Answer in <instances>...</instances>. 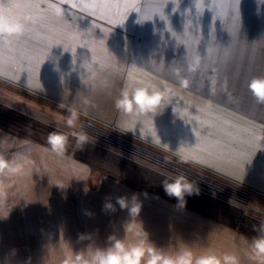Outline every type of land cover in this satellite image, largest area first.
<instances>
[{"label":"crops","instance_id":"obj_1","mask_svg":"<svg viewBox=\"0 0 264 264\" xmlns=\"http://www.w3.org/2000/svg\"><path fill=\"white\" fill-rule=\"evenodd\" d=\"M3 2L16 5L13 15L31 19L26 20L28 30L22 37L14 39L10 46H0V80L61 107L75 108L78 113L157 148L177 155L178 150L184 148L185 154L195 158L194 161H209L217 152L221 158L227 157L222 147L215 146L212 151L210 145L205 147L204 137L195 135L194 130L187 133L175 114L168 112L167 101L152 117L160 145L153 142L150 122L145 116L133 117L116 107L115 101L126 86L129 73L135 82L162 89L160 79L151 80V75L148 78L135 70L134 9L127 13L132 17L131 24L129 17L117 24L111 22L112 10L93 8L88 0L85 1L88 4L84 0ZM73 3L79 7H72ZM52 4L62 9L60 15ZM70 47H76V52L72 53ZM41 55L44 62L39 80L35 68ZM40 81L42 87L38 89ZM126 123L133 126L120 127ZM3 126L0 124V153L9 159L26 161L25 175L17 178L13 185L15 193L9 191L16 204L13 214L17 234H25L15 238L37 241V246L0 247V264H60L68 249L87 253L97 248L107 249L115 240L135 243L138 237L128 230L127 224L139 225L147 234L148 243L171 255L178 254L182 247L178 249V241L168 238L169 219L182 221L192 217L196 224L204 222L242 233L151 191L133 187L111 175L99 174L66 152L59 155L50 145ZM164 144L168 147L162 146ZM240 165L232 163L235 171ZM243 165L246 170L250 167L247 163ZM92 175L97 177V187L91 188L87 183ZM244 181L253 183L247 175ZM21 192L24 195H20ZM120 198L126 201V206L119 203ZM135 203L140 204V211L133 215L131 207Z\"/></svg>","mask_w":264,"mask_h":264},{"label":"rangeland","instance_id":"obj_2","mask_svg":"<svg viewBox=\"0 0 264 264\" xmlns=\"http://www.w3.org/2000/svg\"><path fill=\"white\" fill-rule=\"evenodd\" d=\"M129 2L139 9H134L136 72H142L148 78L151 75V80L157 82L160 79L162 89L163 85L170 88L168 112L175 114V119L183 123L187 133L198 131L204 137V146L210 145L211 151L215 146L222 147L226 158H221L217 152L213 158L206 155L209 161L206 159L203 163L192 159L185 161L176 153L150 145L81 112L70 125L67 120L72 110L2 80L0 115L10 114L19 129L47 142L50 134H65L68 138L65 152L74 158L72 152L79 145L77 134L86 133L88 141L113 149L159 173L173 178L186 176L194 188L225 200L249 218L264 223V101L258 100L249 87L252 80L264 78V0ZM88 3L91 6L93 1L88 0ZM157 4L162 5L160 11L150 7ZM149 15L151 19H147ZM128 17L131 24V15H126L124 20ZM197 55L199 63L192 68L190 65ZM184 79L188 80L187 86H183ZM15 96L23 97V100H14ZM95 129L111 134L119 144L132 145L133 149L129 151L103 140L93 133ZM169 162L176 165L171 166ZM232 163L250 166L244 172L253 180L252 185L245 181L238 184L231 178L236 172ZM96 179L94 175L89 176L87 185L97 187ZM12 190L13 186L9 191L15 193ZM9 203L12 204L9 215L0 217V247L37 246V241L15 238L23 232L17 234L19 230L15 228L13 211L16 204L11 194ZM127 227L129 230V224ZM231 228L243 234L209 223L196 224L192 217L182 221L169 219L167 231L169 239L178 241V249L181 245L182 249H191L196 255L235 253L241 264H259L247 255L253 239L244 234H250ZM208 233L214 234L216 239L211 240L213 237Z\"/></svg>","mask_w":264,"mask_h":264},{"label":"clouds","instance_id":"obj_3","mask_svg":"<svg viewBox=\"0 0 264 264\" xmlns=\"http://www.w3.org/2000/svg\"><path fill=\"white\" fill-rule=\"evenodd\" d=\"M14 7H16V5L4 3L3 0H0V46L3 47L12 45L14 39H19L28 30L26 20L31 19V17L13 15L12 9ZM51 7L55 10L57 15H60L62 9L58 5L52 4ZM72 7H79V5L73 3ZM147 19L151 18L147 17ZM70 51L75 53L76 47H70ZM199 60L200 57L198 55L195 56L193 58L194 62L190 66L195 68ZM43 62L44 59L41 60L39 65L35 68V74L39 80L40 68ZM89 68H91L90 65ZM177 71H179V69H177ZM182 83L183 86H187L188 80L184 79ZM41 87L42 84L40 81L38 89ZM249 87L257 96L258 100L264 101V78L252 80ZM170 92L171 89L167 87L161 89L148 83L135 82L132 79L131 73H129L126 86L121 90L115 104L124 114L133 117L145 116L150 122L149 127L152 129L151 134L153 142L160 145V137L156 134L152 117L165 106ZM13 99L20 101L23 100V97L15 96ZM173 111L177 110L174 108ZM77 118L78 112L73 108L67 123L71 125ZM132 126L131 123L120 125L122 128H131ZM194 133L199 136V133L195 130ZM77 135L78 144H82L89 139L86 133H78ZM48 140L52 151L59 155L64 154L68 143V138L65 134H50ZM162 146L168 147L167 144ZM178 154L180 158L185 161L195 159L186 155L184 148H180ZM25 164V160L9 159L5 157L3 153H0V217H7L10 213L12 204L9 203V190L16 183L17 178L25 175ZM244 175V165L241 163L239 169L231 174V178L239 184L243 182ZM164 187L168 194L179 197L181 202H183L185 194L199 191L198 188H194L193 183L184 175L177 176L172 180H165ZM17 191H19V189H17ZM20 195H24V193L21 192ZM119 203L122 206H126V201L123 198L119 199ZM139 211L140 204L135 203L131 207V212L133 215H136ZM129 231L132 232L134 236L138 237L135 243L129 244L123 240H115L113 245L107 249L97 248L87 253L83 251L72 252L71 249H68L60 264H241L240 257L235 253L217 255L214 252H208L196 255L191 249L185 248L176 255L166 254L164 251L148 243L147 234L144 233L139 225H130ZM247 255L250 260H256L259 264H264V235L254 238L249 243Z\"/></svg>","mask_w":264,"mask_h":264},{"label":"trees","instance_id":"obj_4","mask_svg":"<svg viewBox=\"0 0 264 264\" xmlns=\"http://www.w3.org/2000/svg\"><path fill=\"white\" fill-rule=\"evenodd\" d=\"M16 123L17 122L11 120L10 114L6 113L3 117L0 115V124L49 145V142L42 138H38L19 129ZM93 133L120 148L129 151L133 149L132 145L128 144V146H124L119 144L117 139L101 129H95ZM72 154L75 158L86 162L90 166L108 175L117 177L139 189L151 191L220 223L239 228L254 237L264 235V223L249 218L233 204L200 189H198V192L194 191L191 194H185L183 202H181L179 197L168 194L164 187L165 180H172L175 178L146 167L134 159L115 152L113 149L101 146L95 142L86 141L79 144ZM169 164L171 166L176 165L173 162H169ZM217 184L219 185L220 183Z\"/></svg>","mask_w":264,"mask_h":264},{"label":"snow or ice","instance_id":"obj_5","mask_svg":"<svg viewBox=\"0 0 264 264\" xmlns=\"http://www.w3.org/2000/svg\"><path fill=\"white\" fill-rule=\"evenodd\" d=\"M94 8H98L101 11H110V10H115L113 13L114 18L112 19V23H117L120 24L123 22L124 18L126 17L128 11L130 9H137L135 8V5L133 3H130L129 0H93V4L91 5ZM152 8H155L157 11H160L162 9V5H152L150 6ZM118 18H115L117 17ZM148 18H151L149 15ZM54 42H58L55 41ZM43 59V56H39L37 59V66L39 65L40 61Z\"/></svg>","mask_w":264,"mask_h":264}]
</instances>
